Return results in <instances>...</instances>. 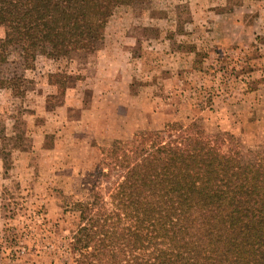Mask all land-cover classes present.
Wrapping results in <instances>:
<instances>
[{
  "label": "rangeland",
  "instance_id": "374dc122",
  "mask_svg": "<svg viewBox=\"0 0 264 264\" xmlns=\"http://www.w3.org/2000/svg\"><path fill=\"white\" fill-rule=\"evenodd\" d=\"M49 51L27 70L13 51L26 92L0 90V264L70 261L64 211L93 186L110 199L136 134L198 123L264 155V0H137L95 51Z\"/></svg>",
  "mask_w": 264,
  "mask_h": 264
},
{
  "label": "trees",
  "instance_id": "16d2710c",
  "mask_svg": "<svg viewBox=\"0 0 264 264\" xmlns=\"http://www.w3.org/2000/svg\"><path fill=\"white\" fill-rule=\"evenodd\" d=\"M136 1L0 0V90L26 92L13 51L24 70L42 45L53 59L95 51ZM108 168L124 171L110 199L93 186L64 211V264H264V155L246 160L234 134L173 122L116 143Z\"/></svg>",
  "mask_w": 264,
  "mask_h": 264
},
{
  "label": "crops",
  "instance_id": "0c3cea01",
  "mask_svg": "<svg viewBox=\"0 0 264 264\" xmlns=\"http://www.w3.org/2000/svg\"><path fill=\"white\" fill-rule=\"evenodd\" d=\"M125 46V45H124Z\"/></svg>",
  "mask_w": 264,
  "mask_h": 264
}]
</instances>
